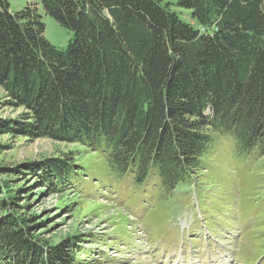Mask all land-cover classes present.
<instances>
[{
	"label": "trees",
	"instance_id": "1",
	"mask_svg": "<svg viewBox=\"0 0 264 264\" xmlns=\"http://www.w3.org/2000/svg\"><path fill=\"white\" fill-rule=\"evenodd\" d=\"M39 8L71 32L66 47L46 40ZM0 87L25 110L7 131L88 145L120 180L169 194L197 181L214 134L264 154L263 0H0ZM70 161L27 168L65 181ZM10 189L0 176V264H73L77 236L37 235Z\"/></svg>",
	"mask_w": 264,
	"mask_h": 264
},
{
	"label": "rangeland",
	"instance_id": "2",
	"mask_svg": "<svg viewBox=\"0 0 264 264\" xmlns=\"http://www.w3.org/2000/svg\"><path fill=\"white\" fill-rule=\"evenodd\" d=\"M6 1L12 12L34 3ZM171 8L192 22L190 11ZM39 11L46 40L66 47L71 32ZM5 102L0 87V176L20 195L21 211L36 216L37 235L48 242L77 236L73 264H264V154H237L214 134L197 181L165 194L112 175L88 145L7 131L25 110ZM63 157L78 169L72 179L68 170L65 181L37 180L27 168Z\"/></svg>",
	"mask_w": 264,
	"mask_h": 264
},
{
	"label": "bare ground",
	"instance_id": "3",
	"mask_svg": "<svg viewBox=\"0 0 264 264\" xmlns=\"http://www.w3.org/2000/svg\"><path fill=\"white\" fill-rule=\"evenodd\" d=\"M133 264H142V261L141 260H138V261L134 262Z\"/></svg>",
	"mask_w": 264,
	"mask_h": 264
}]
</instances>
